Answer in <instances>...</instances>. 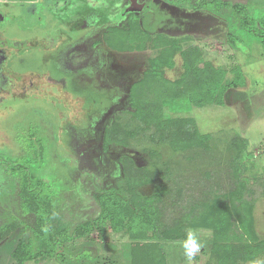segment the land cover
<instances>
[{"label": "rangeland", "instance_id": "obj_1", "mask_svg": "<svg viewBox=\"0 0 264 264\" xmlns=\"http://www.w3.org/2000/svg\"><path fill=\"white\" fill-rule=\"evenodd\" d=\"M83 1L38 0L31 4L34 12L21 5L12 8L18 19L6 36L21 41L35 37L37 43H12L18 51L9 55V65L16 72L10 82L19 84L0 95V264H12L18 242L30 237L26 227L33 226L34 217L26 211L20 196L25 174L30 173V186L38 196H47L53 223L60 217L62 223L73 225L97 208L93 201L95 187L91 185L95 174L104 187L123 188L120 161L124 157L161 174L153 183L138 188L149 198L144 206L154 207L156 202L151 198L155 185L159 182L167 187L166 196L156 206L161 207V229L186 213L190 205L206 198L210 190H230L234 166L244 167L237 178L246 183L243 197L252 204L254 231L258 240H263L264 45L260 37L242 28L228 4L243 5L253 20L264 15V0H132L130 12L138 26L136 34H131L134 42L122 49L108 34L117 31L119 37L118 32L130 26L125 0H99L109 7L96 12L84 5V13L76 18ZM53 2L54 7L66 9L73 25L65 26L55 19L43 27V4ZM223 2L227 5L219 4ZM198 4L213 9L220 17L195 9ZM68 7H73L71 12ZM108 20L115 22L83 34L92 25ZM61 26L64 29L58 33ZM67 29L78 31L70 33ZM80 34L84 36L79 38ZM147 34L152 39H147ZM194 45L200 47L205 60L224 73V83L242 84L227 89L220 103L200 104L183 98H169L167 106L161 103L163 118H192L198 131L209 137L206 148L174 151L167 141L152 145L148 138L152 129L149 133L140 131V123L131 114L133 89L138 86L140 95L147 92L141 84L150 71L149 61L164 52L174 51L173 65L161 68V86L164 79L176 80L182 72V60L174 48ZM130 46L135 49H127ZM161 99L166 101L159 95L157 100ZM112 124H119L127 132L137 131L138 135L127 137L125 144L111 142L103 149L105 130ZM152 151L159 157L154 158ZM11 224L13 229L6 233L5 227ZM194 229L199 231L203 247L192 264H205L211 235L202 228ZM33 240L32 247L37 251ZM130 242L122 232L107 229L99 235L93 230L87 237L66 242L68 252L59 254V260L40 256L23 264H130ZM88 245L96 249L97 256L90 258L82 251ZM159 246L166 264H187L181 241L162 239ZM79 249L83 253L79 254ZM73 252L76 256L71 258ZM257 259L264 260V252Z\"/></svg>", "mask_w": 264, "mask_h": 264}, {"label": "trees", "instance_id": "obj_2", "mask_svg": "<svg viewBox=\"0 0 264 264\" xmlns=\"http://www.w3.org/2000/svg\"><path fill=\"white\" fill-rule=\"evenodd\" d=\"M219 4L227 5L224 2ZM228 6L239 17L242 28L260 37L264 45V15L250 20L243 5L228 4ZM194 8L219 16L213 9L205 8L200 4ZM134 17L131 11L128 19L130 26L118 32L119 37L117 31L108 34L113 43L121 44L119 47L121 49L126 48L127 43L134 42L131 34H136L134 31L138 26ZM148 38H151L150 35L147 36ZM127 49H135V47L130 46ZM174 49L178 50L181 56L182 72L173 82L164 79L165 85L161 86L163 75L160 72L161 68L173 65L174 51L164 52L160 58L151 59L150 71L144 74L145 78L141 84L147 87V92L144 94V91L140 95L138 86L133 89L130 97L133 108L131 114L140 123L138 127L140 131L149 133L152 129L148 135L152 145L167 141L174 151L206 148L209 137L198 131L194 120L182 116L163 118V104L166 103L167 106L169 98L172 100L183 98L200 104L220 103L227 89L239 85L240 82L224 83V73L203 58L199 46L194 45L185 49L176 46ZM159 95L164 96L167 102L162 99L158 101ZM136 135H138L137 131L127 132L119 124H112L105 130L102 148L106 149L111 142L125 144L127 137L134 138ZM151 155L154 158L159 157L156 151H152ZM120 162L123 188H106L100 181L97 182L95 174L91 185L95 187L96 199L93 201L97 208L92 210V213L89 212L90 216L87 219L73 225L62 223L60 217L55 220L56 224L53 223L54 217L51 215L47 196L39 197L36 190L30 186V173L25 174L22 177L24 185L20 196L26 211L34 217L33 226H27L26 231H30L29 236L36 239L34 245L37 251L33 249L34 240L32 241L30 237L24 241L20 240L12 252L14 260L12 264H23L40 256L59 260V254L68 252L64 245L66 242L75 237H87L93 230L99 235H104L107 229L115 233H125L130 238L128 251L130 264H166V257L159 246L160 240L182 241L185 229L189 227L202 228L210 232L211 246L207 251L208 260L205 264H251L264 252V239L258 240L254 231L252 204L243 197L247 189L246 183L237 178V174L239 175L244 167L234 166L236 171L231 174L233 178L231 182L234 185L230 190L223 193L210 190L206 198L190 205L186 213L174 218L168 227L164 226L161 229L159 228L162 224L161 207L156 206L158 201L166 196L167 187L159 182L155 185V192L151 198L156 202L154 207H145L144 203L149 198L138 191L139 187L153 183L161 174L135 164L129 157L122 158ZM8 227H5L6 233L13 229L12 224ZM85 247L82 251L88 252V257L97 256L94 247L90 245L88 249ZM78 251L79 254L83 253L81 249ZM74 256L76 252L70 253L71 258Z\"/></svg>", "mask_w": 264, "mask_h": 264}, {"label": "flooded vegetation", "instance_id": "obj_3", "mask_svg": "<svg viewBox=\"0 0 264 264\" xmlns=\"http://www.w3.org/2000/svg\"><path fill=\"white\" fill-rule=\"evenodd\" d=\"M15 1L16 0H13V1L0 0V95L5 94L7 92H10L11 90L8 87H12V86H15L16 84H19L17 82H10V79L12 78V76H16L15 75L16 72L9 65V61L11 59V58H9V55L12 54L13 51H16V52L18 51V48H15V44L13 45L12 43L14 41L15 42L18 41V43H22V46L25 45L24 43L29 44V45L37 43V40L35 37H32V38L28 37L25 40L21 41L19 39L18 40L9 39L6 36V33L8 32V28L11 27L14 24V22L18 19V17L12 13V8L16 7L17 5H21L24 9L28 8L27 10H29L30 12H34L35 6H31V4L39 3L38 0L30 1V3L29 2L27 3L26 1H20V2H18V1L15 2ZM135 1L137 2V0H135ZM87 2L85 0L83 1V3H82L83 5L82 4L80 5V7H82L81 10H78L77 16H74V17L77 18V17L81 16L80 15L81 13H84V10H85L84 5H86L87 8H90V10H93L94 12L98 11L101 7H106L105 9H107V7H109V5L105 1L90 0ZM124 4H125V7L129 8V12L134 5L132 0H125ZM43 6H44V10H43V12H41V13H43V16H44V19H43V21H44L43 25L44 26L43 27H47L49 24H52V22L56 21V20L58 22L63 21V24L65 26H68V24L73 25L74 21L72 19H69V16H67V13H66L67 11H65L66 9H64V8L61 9V8H59L58 5H56V7H54V2L48 3L47 5L43 4ZM134 7H136V5ZM72 8L68 7L67 9H70L68 12H71ZM129 12H127V13H129ZM55 15H56V18H53ZM105 17H107V16L105 15ZM125 17L127 18V14H125ZM112 22H115V21H113V20L109 21L108 20L102 24L98 23L97 25H95V27H97V29L99 27H101V25H105L107 27V25H110ZM93 28L90 27L89 30L91 31ZM63 29H64V26L63 27L61 26L58 29V33L62 32ZM75 29H77V28H75ZM77 31L78 30L69 31V29H67V32H70V33L71 32H77ZM94 31H97V30L94 29ZM8 36L10 38H12V36H10V35H8ZM28 78H26V79H28ZM26 79H24V81L28 82ZM8 80H9V82H8ZM0 98H1V96H0Z\"/></svg>", "mask_w": 264, "mask_h": 264}, {"label": "clouds", "instance_id": "obj_4", "mask_svg": "<svg viewBox=\"0 0 264 264\" xmlns=\"http://www.w3.org/2000/svg\"><path fill=\"white\" fill-rule=\"evenodd\" d=\"M181 247L187 264H192L193 259L203 247V241L200 238L199 231L192 227L186 228L184 238L181 241ZM251 264H264V260H253Z\"/></svg>", "mask_w": 264, "mask_h": 264}, {"label": "crops", "instance_id": "obj_5", "mask_svg": "<svg viewBox=\"0 0 264 264\" xmlns=\"http://www.w3.org/2000/svg\"><path fill=\"white\" fill-rule=\"evenodd\" d=\"M87 1H90V0H86V2H87ZM87 3H88V2H87ZM82 14H83V13H81L80 15H82ZM76 16H77V15H76ZM93 27H95V25H92V28H93ZM89 31H90V30H88L87 32H85V33H83V34H87ZM91 31H92V30H91ZM110 32H111V31H110ZM105 34H106V33H105ZM81 36H84V35H80V38H81Z\"/></svg>", "mask_w": 264, "mask_h": 264}]
</instances>
